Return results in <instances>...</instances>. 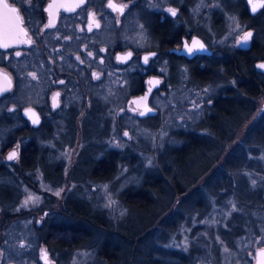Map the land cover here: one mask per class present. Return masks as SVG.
<instances>
[{"label":"rangeland","instance_id":"rangeland-1","mask_svg":"<svg viewBox=\"0 0 264 264\" xmlns=\"http://www.w3.org/2000/svg\"><path fill=\"white\" fill-rule=\"evenodd\" d=\"M12 1L32 7L40 0ZM184 2L189 16L182 14L185 28L201 32L221 55L227 47H238L237 41L247 31L238 9L241 0H149V9L162 12L171 4L182 7ZM214 14L218 33L210 35L207 27ZM258 41L264 42V31L258 33ZM14 56L0 51V64L17 59L10 69L15 89L0 99V191H6L0 195V256L6 263L48 264L41 257L48 246L51 264H237L242 254H253L264 244L263 150L258 156L249 153L245 165L246 150L235 149L234 165L219 170L215 160L206 156L204 163L191 165L187 176L174 162L175 151L186 143L183 135L197 128L217 94L231 81L216 76L203 82L185 69L170 77L176 85L153 97L158 117L140 120L120 113L130 90L117 84L115 71L110 70L96 91L81 93L77 81L69 82L71 91L55 117L49 106L42 105L54 84L48 59L39 48L26 49L20 59ZM51 57L65 64L60 65L63 69H74L69 57ZM263 98H254L253 104L257 106ZM29 105L40 106L45 113L47 123L41 130L29 127L22 116ZM248 117L241 119L237 135ZM30 142L35 146L34 161L27 166L23 151ZM229 145L220 150V157ZM15 149L18 158L10 162L8 153ZM111 152L116 155L115 169L104 179L96 171V161L108 158ZM251 160H260L262 171ZM40 161L44 167L51 165L53 176L37 163ZM166 168L180 172L181 187L174 186L169 176L163 192H151L160 203L156 209L161 215L149 220V214L131 209L129 195H136L149 174L163 176ZM191 178L194 181L187 182ZM58 191L59 196L55 195ZM251 194L256 196L250 198ZM109 199L115 202L111 207L107 206ZM73 205L98 215L90 221L72 216ZM58 227L81 229L85 239L65 244L70 233H57L49 242L50 230ZM105 243L114 248L109 249V257L101 253Z\"/></svg>","mask_w":264,"mask_h":264},{"label":"flooded vegetation","instance_id":"flooded-vegetation-1","mask_svg":"<svg viewBox=\"0 0 264 264\" xmlns=\"http://www.w3.org/2000/svg\"><path fill=\"white\" fill-rule=\"evenodd\" d=\"M6 1L17 8L26 34L25 38L20 35L18 44L5 49L0 48V51L3 54L19 52L21 55L15 54L14 56L18 59L24 55L26 49L39 48L42 51V54L48 59V63L52 65L50 71L54 81L53 86L48 90L46 103L42 105L49 106L51 114L55 117L59 115V110L64 107L67 93L71 91V88H67L69 82L77 81L76 85L81 88L78 89V91H82L81 93L96 91L97 87L102 86L107 80L106 74H109L110 70H114L116 83L130 90L129 95L121 104L124 107L120 113L130 114L140 120L156 118L159 115V108L158 105L154 104L153 97L157 93L166 92L178 83L171 80L170 77L179 76L185 69L192 74L191 66L193 64L201 69H205L208 65L212 68L205 70L214 71L219 75H228L226 80L231 81V84L228 83L226 87H234L239 84L242 75L238 70L233 69L226 72L224 60L227 58L228 63L232 62L230 55L235 50L248 52L255 46L256 42L264 43L258 41V33L264 31V7L253 13L248 0H241L238 9L240 17L247 27L246 32L254 31L252 47L251 49H244L239 45L238 47L230 46L224 49L222 55L209 44L210 40L201 32L191 31L184 27L183 12L187 18L189 17L186 2L182 7L169 5V9L176 10V15L172 16L168 10L162 12L150 10L149 0H144L145 4L138 3L139 0H85L84 3H81V0H40L33 3L32 7L21 5L12 0ZM110 4L114 7H109ZM214 17L213 23H210L211 28L207 27V29H211L210 35H217L218 33L215 14ZM49 20H54V26L46 27ZM93 21L100 25L99 28L95 27ZM90 24H92V30L88 31ZM149 34L152 38L150 45ZM194 37L203 41L212 53L202 52L196 55H187L184 44L186 42L191 46ZM27 41H31V43H27ZM89 52L92 53L91 56L88 55ZM128 53L132 55L127 61L122 62L117 59L118 56H124ZM152 53L156 55L153 56ZM52 54L69 57L74 69H63L60 65L65 64H59L53 60ZM144 56L149 57L147 65L143 63ZM212 58L213 60L210 61L211 64L209 65L207 61ZM15 60L17 59L13 61ZM81 60L83 63L80 62ZM13 61L5 60L0 64L4 68L0 69L8 72L13 81L11 89L1 95L0 99L15 89L16 80L10 71L13 69ZM260 61H264V59L256 60L254 67L257 72L264 75V70L257 67ZM246 65L242 74L248 72V63ZM97 77L99 78L97 79ZM150 80H158L160 83L158 85L149 84L148 81ZM60 81L64 83L61 84ZM150 87H152L150 96L148 94L147 100H141L140 98L148 93ZM57 93H59L58 96H56ZM54 96L56 97L55 102L53 101ZM84 100L88 102L89 98H84ZM136 101L140 102L139 105ZM54 103L56 106H53ZM149 105L157 109L156 114H147L146 109H149ZM26 107L36 108L42 118L41 124L35 127L22 114L27 125L41 130L47 123L45 113L40 106L29 105ZM140 112H145V115H139ZM15 151L18 152L17 149ZM38 164L42 165L44 170L47 168L51 170V165L44 167L41 161ZM53 174V170H51L49 176H53ZM5 192L1 190L0 195L3 196ZM48 241L51 242V236ZM52 244H56V242ZM262 248H264V244L256 248L253 254H242L237 264H257L258 252ZM42 250L43 255L45 252L48 254L47 259L51 264L48 246ZM0 264L9 263H6L0 256ZM229 264L236 263L231 261Z\"/></svg>","mask_w":264,"mask_h":264},{"label":"trees","instance_id":"trees-1","mask_svg":"<svg viewBox=\"0 0 264 264\" xmlns=\"http://www.w3.org/2000/svg\"><path fill=\"white\" fill-rule=\"evenodd\" d=\"M230 56L232 62L229 63L231 65L228 63L227 58L226 60H224L225 67H223L225 71H230V69L238 70L239 73L242 75V79L239 84L235 85L234 87L227 88L226 85H224V90L217 94V97L214 99V102L210 107V112L205 116L204 120L198 124L196 129L183 135L185 137L183 138L186 140V143L181 148L177 149V151H175L174 162L179 165L180 172L185 173L186 176L190 174L192 170L191 165L193 163H200V161L204 163L203 159L205 158L207 160L206 156L210 158L209 161L215 160L216 164L214 165V167L216 166L217 168L215 167V169L219 170V168L222 166L228 165L232 167V165H234L231 163L233 151L235 149H240L241 147L242 150H246V154L243 156L244 163L246 162V157H249V153L251 156H258L262 154L261 150L264 151L263 115L258 121H256L254 125L249 128L246 135L226 155V157H223L225 152H227L229 147H231V145H233L238 138V135L236 134V129L238 128L241 119H243L246 114H249L248 119L243 123L244 126L254 115L256 109L258 108V105L255 106L253 104V99L264 96V75L257 72L254 67V62L256 60H258L259 58L264 59V43L256 42L255 46L248 52H241L239 49L235 50ZM212 60L213 58L207 61L209 65L211 64L210 61ZM246 63H248V72L242 74L243 68L247 66ZM206 68L212 67L207 65ZM205 69H201L199 68V66H194L193 64L191 66L193 77L203 82L209 81L210 79L214 80L216 79V76L218 77V80L220 78H223L224 80L228 78V75H219L216 74L214 71H207ZM241 113L242 118L240 117ZM202 132H204L203 136L200 135V133ZM226 144H228L229 146L220 157V150L222 151ZM27 148L28 149L23 151V163L24 165L29 166L34 161L32 160V158L34 157L35 146L32 142H30ZM249 149H251V152H249ZM114 154V152H111L108 158L96 161V171H99L100 176L104 179H107L110 176V173L113 172V170L115 169L114 166L116 163V155ZM198 155H202V158L200 160L194 159ZM177 158H179L180 160ZM236 161L237 160H235V163H237ZM250 163L252 166L255 165L260 168V160H251ZM245 165L247 164L245 163ZM224 169L227 170L228 168ZM259 170L262 171L261 168ZM164 171L165 174L163 176L149 174V176L145 179L144 185L141 186L140 190H138L136 195H129L131 200L128 199V203L130 204L131 209L140 212L141 215L149 214V220L155 219L158 215H161L160 210L156 209V207L160 203H156V199L151 192H163L165 189L164 187H166L165 179L169 176L172 178L174 186L181 187L178 181V178L180 176V172L178 170H171L170 168H166V170ZM177 172H179V174H177ZM193 179L194 178H191V180H187V182L191 183L192 181H194ZM207 183L209 184L210 181ZM184 186L186 187L187 185ZM184 186H182V188H184ZM252 196L256 195H249L250 198ZM258 196L260 197L261 194L259 193ZM72 211L73 212H70L72 216H78L79 218H82L85 221H90L91 216L96 217L98 215L95 212L93 213V215L89 214L90 210L85 208V206L73 205ZM96 223L98 224L99 221L97 220ZM57 233H70V235L68 236V240L65 244H72L81 239L83 235L84 237L86 235V233L81 229H66L65 227H58L55 229H51V238H55ZM107 242H110L109 239L107 240ZM106 243L103 245L101 253L103 256L109 257V249L114 248H108V245ZM56 244L59 246L60 244H63V242H56ZM149 255H151V250H149Z\"/></svg>","mask_w":264,"mask_h":264},{"label":"water","instance_id":"water-1","mask_svg":"<svg viewBox=\"0 0 264 264\" xmlns=\"http://www.w3.org/2000/svg\"><path fill=\"white\" fill-rule=\"evenodd\" d=\"M260 3H261V0H254V1L252 0L251 9H252L253 4H255V5H257L255 12H257L262 7V6H260ZM12 9H14L15 11H12ZM255 12H253V13H255ZM250 32H252V37H251L250 41L248 42L247 45L240 46V47H242L244 49H251L254 31L250 30ZM25 34H26V29L23 25L22 18L18 13L17 8L8 4L6 0H0V48L5 49L9 46H13L15 44H18L20 41V35H22L23 38H25ZM193 40H198L200 43L205 45V48H206L205 53H207V54L212 53V51L207 47V45L203 41H201L198 37H194ZM4 45H7V47H4ZM261 63H264V61H260L258 63V65ZM12 85H13V81H12V78L9 75V73L0 69V96L3 95L4 93H6L7 91H9L11 89ZM150 88L152 89V87H150ZM148 94L150 96L151 93L148 92L144 97H148ZM149 109H152V111L147 112V114L148 113L149 114H156L157 113V109L153 108L151 105H149ZM28 110H31V112L35 114V117L39 118L38 124L32 123V119L35 117L30 116L28 114ZM22 114H23V116H25L26 118H28L30 120V122L33 126L37 127L41 124L42 118H41V116H40V114L36 108L27 107V108L22 110ZM263 115H264V98H263V101H261L258 104V108L256 109L254 115L242 127V130H241L240 134L238 135L237 140L231 146L232 149L246 135L249 128L252 125H254L256 123V121H258ZM45 253H44V255H45ZM44 255L42 256L43 261H47V263L49 264V260L48 259L45 260ZM47 256H48V254H47ZM261 259H264V257L261 256V253L259 250L257 264H259Z\"/></svg>","mask_w":264,"mask_h":264},{"label":"snow or ice","instance_id":"snow-or-ice-1","mask_svg":"<svg viewBox=\"0 0 264 264\" xmlns=\"http://www.w3.org/2000/svg\"><path fill=\"white\" fill-rule=\"evenodd\" d=\"M84 2H85V0H81V3H84ZM248 3L251 4V3H252V0H248ZM260 6L264 7V0H261ZM109 7H114V5H111V4H110ZM256 7H257V5L253 4L251 11H252V12H255V11H256ZM120 10L122 11L123 9H120ZM12 11H15V10L12 9ZM168 12H169L172 16H175V15H176V10H175V9H168ZM93 23H95V22L93 21ZM50 26H54V20H49L48 25H47L46 27H50ZM99 26H100V25H99L98 23H95V27L99 28ZM237 27H239V25H237ZM91 30H92V24H90L89 27H88V31H91ZM251 37H252V32H250V31H249V32H244V34H243L242 36H240L239 40L237 41V44H238L239 46L247 45L248 42L250 41ZM27 43H31V41H27ZM4 47H7V45H4ZM184 50H185V52H186L187 55H196V54H199V53L205 52V51H206V48H205V45L202 44V43H200L198 40H193L191 46H189V45L185 42V44H184ZM15 54H16V55H21V53H19V52H16ZM88 55L91 56L92 53L89 52ZM131 55H132L131 53H128L127 55H124V56H118L117 59L120 60V61H122V62H123V61H127L128 59H130ZM152 55L155 56L156 54H155V53H152ZM77 59H79V57H77ZM148 61H149V57H148V56H144V57H143V63H144L145 65H147V64H148ZM80 62L83 63L82 60H81ZM101 62H102V61H101ZM257 67L260 68V69H264V63H261V64L257 65ZM31 75H32L33 78H35V75H36V74H35V73H32ZM98 78H99V77H97V79H98ZM60 83L63 84L64 82H63V81H60ZM148 83H149V84H153V85H158V84L160 83V81H158V80H150V81H148ZM151 91H152V89L149 88V89H148V92L151 93ZM205 91H207V89H205ZM58 95H59V93L56 94V96H58ZM55 99H56V97L54 96V97H53V101H54V102H55ZM140 99H141V100H145V99H147V97H141ZM136 103L139 105L140 102H139V101H136ZM209 103H211V100H209ZM53 106H56L55 103H54ZM133 111H136V109H133ZM146 111H147V112H151L152 109H146ZM28 114H29L30 116L35 117V114L32 113L31 110H28ZM139 115L143 116V115H145V112H140ZM32 123H33V124H38V123H39V118H38V117L33 118V119H32ZM123 136L127 137V136H128V133H127V132H124V133H123ZM114 146H117V147H118L119 145H118V143H115ZM18 155H19V154H18L17 151H12V152L8 155L7 159H8L9 161L16 160V159L18 158ZM253 183H255V182L253 181ZM105 187H106V186H105ZM55 195L59 196V195H60V192H59V191L56 192ZM30 199H33V202H35L34 198H31V197H30ZM113 203H115V202L112 201L111 199H109V202H108V205H107V206H108V207H111V205H112ZM27 204H28V201L26 200V201H25V206H26ZM45 215H47V213H45ZM260 253H261V256L264 257V248H262V249L260 250ZM44 259L47 260V253H45V255H44ZM259 264H264V259H261L260 262H259Z\"/></svg>","mask_w":264,"mask_h":264}]
</instances>
